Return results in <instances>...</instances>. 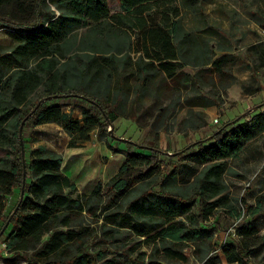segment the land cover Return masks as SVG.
Instances as JSON below:
<instances>
[{
    "label": "trees",
    "instance_id": "obj_1",
    "mask_svg": "<svg viewBox=\"0 0 264 264\" xmlns=\"http://www.w3.org/2000/svg\"><path fill=\"white\" fill-rule=\"evenodd\" d=\"M168 1L118 0L121 11L112 14L107 0H0V28L8 29L13 42L7 52L0 48V151L5 153L0 156V238L8 230L4 244L10 255L23 256L26 264H138L130 259L133 249L118 255L104 246L89 251L90 239L117 244L125 232L162 252L170 264L186 259L182 246L210 242L203 231L212 228L205 229L204 222L218 207H229L224 181L232 173L229 160L264 133V105L256 114L246 111L225 123L184 156L165 154L166 164L153 148L123 150L118 172L89 194L79 193L62 172L59 154L39 146L26 162L21 145L22 127L55 124L69 136L70 148L95 136L111 149L120 141L111 131L125 116L129 96H134L131 104L159 99L155 78L196 85L204 72L219 80L233 76L236 58L216 57L207 40L183 28ZM186 67L198 71L191 75ZM132 79L130 91L126 84ZM71 98L78 117L59 103ZM173 159L200 166L185 187L176 167L166 171ZM15 190L17 200L5 214L4 199ZM261 203L258 198V209ZM191 207L196 211L188 215ZM214 227L221 228L218 221ZM258 233L253 224L238 227V239L219 246L225 264H264V236ZM205 264L219 261L209 258Z\"/></svg>",
    "mask_w": 264,
    "mask_h": 264
},
{
    "label": "rangeland",
    "instance_id": "obj_2",
    "mask_svg": "<svg viewBox=\"0 0 264 264\" xmlns=\"http://www.w3.org/2000/svg\"><path fill=\"white\" fill-rule=\"evenodd\" d=\"M168 2L177 8L179 18L186 29L193 30L199 37L207 36L211 46L215 47L219 40L229 46L230 54L238 61L234 69L231 68L235 76H225L223 80H219L217 76H201L202 84L196 85L193 82V85H189L180 79L167 81L164 78H155L154 86H160L159 99L155 102L151 97L143 104H131L134 96H129L125 116L115 122L111 131L120 141L113 142L111 149L94 137L80 147L70 148L69 136L56 125L24 126L21 131V145L26 162L30 161L29 155L33 149L39 146L47 147L62 157V172L71 177L78 192L89 194L98 184L104 187L118 172L125 160L123 150L127 148L131 152H142L137 150L136 146L159 150L163 153L160 159L166 164L170 157L168 155L180 152L184 156L186 150L193 148L198 142L208 140L212 133L244 112L247 111L248 115L257 113L264 105V97L244 99L243 93L244 85L260 87L259 79L264 82V69L257 68L259 62L257 58H253V52L250 51L256 46L264 49V43H260L259 37V32L264 28V0ZM107 6L112 14L121 11L118 0H107ZM255 22L260 27H257ZM214 33L216 36H211ZM12 46L8 29L1 28L0 48L7 52ZM248 58L255 60L253 64L246 65ZM135 83L134 79L128 80L126 89L128 87L131 91ZM223 86H226L227 90H224ZM205 101L213 105L208 108L188 107L191 103L201 105ZM59 103L63 105L62 109L73 117L80 115V109L74 99H63ZM108 130H111V127ZM4 154L0 151V156ZM172 161L175 163L167 166L166 171L169 173L173 166L176 167L179 172L178 183L184 187L200 169L197 163L188 159ZM229 167L232 173L224 177L228 187L226 204L229 207H218L204 222L205 229L212 228L210 232L203 231L210 242L202 246H182V254L186 259L175 260L170 264H205L209 258L218 259L219 264H225L219 246L238 239L235 230L242 225H256L259 236H264V134L250 142L237 157L229 160ZM17 193L18 190H15L12 196L4 199L5 214L14 206ZM258 198L262 200L259 209ZM195 211L196 208L191 207L187 214L192 215ZM215 221H218L221 227L217 231L214 227ZM186 226L193 227L188 221ZM6 234L8 230H5L4 236L0 238V264H26L23 256H12L5 250ZM119 238L117 244H103L97 238L90 239L89 251L104 246L109 254L118 255L126 249H133L130 259L136 260L138 264H169L163 261L162 252L154 253L153 246L142 244V238L125 232Z\"/></svg>",
    "mask_w": 264,
    "mask_h": 264
},
{
    "label": "crops",
    "instance_id": "obj_3",
    "mask_svg": "<svg viewBox=\"0 0 264 264\" xmlns=\"http://www.w3.org/2000/svg\"><path fill=\"white\" fill-rule=\"evenodd\" d=\"M256 23V22H255ZM256 26L257 27H260L259 25H258V23H256ZM183 28L186 30V31H190V32H192V33H194V34H196V35H198L196 32H194L193 30H189V29H186L184 26H183ZM264 31V28H262V30L259 32V37H260V43L262 42V43H264V40H263V36H262V32ZM211 36H216V33H214V34H211ZM201 37H203L205 40H207V38L204 36V35H201ZM209 39V38H208ZM207 42H208V40H207ZM209 43V45H210V47H211V49H213V50H215V53H216V57H220V56H222V55H225V54H230L231 52H230V48H229V46L228 45H225V44H223L222 42H220V40H219V42H216V46L214 47L213 45L211 46V43L210 42H208ZM224 48L225 49V51H219V49H221V48ZM250 51H251V53L253 54V58L254 59H256L257 58V60H258V62H259V65L257 66V68L259 67V68H261L260 70H262V69H264V49H260L259 48V46H256V47H254V48H251L250 49ZM246 53V52H245ZM248 53H250V52H248ZM232 55V54H231ZM255 55H257V56H255ZM255 61V60H254ZM254 61H251V58H248V61L246 62V65H251V64H253V62ZM236 62H238V61H236ZM236 62H235V65H236ZM234 65V66H235ZM234 66L232 67V70L234 69ZM209 67V66H208ZM184 71L186 72V73H189V74H191V75H193V74H195L197 71H198V69H194V68H191V67H186V68H184ZM231 74H232V71H231ZM233 76H235V74L233 73L232 74ZM203 76H214V74H211V73H208V72H204L203 73ZM264 76V75H263ZM245 79V78H244ZM247 79V78H246ZM263 79H264V77H263ZM259 84H260V87L259 86H255V87H253L252 85L251 86H249V85H244L245 86V90H244V99H249V98H251V99H253V97H264V82L262 81V79H259V82H258ZM224 87V86H223ZM223 90V89H222ZM225 90H227V87L225 86ZM224 91V90H223ZM148 99H150V97H148L147 99H145L144 101H146V100H148ZM188 107H190V108H192V107H202L200 104H194V103H191L190 104V106H188ZM208 108V107H207ZM47 125H50V124H47ZM52 125H55V124H52ZM57 126V125H56ZM57 127H59V126H57ZM60 128V127H59ZM61 129V128H60ZM264 133H262L261 135H263ZM260 135V136H261ZM260 136H258V137H260ZM95 139H96V137L95 136H93ZM257 137V138H258ZM257 138H255V139H257ZM93 138H91V140H92ZM254 139V140H255ZM70 140V139H69ZM90 140V141H91ZM97 140V139H96ZM254 140H252V141H254ZM252 141H250V142H252ZM249 142V143H250ZM248 143V144H249ZM247 144V145H248ZM246 145V146H247ZM246 146H245V148H246ZM244 148V149H245ZM243 149V150H244ZM242 150V151H243ZM63 165V164H62ZM65 175H67V174H65ZM70 179H71V177L69 176V175H67ZM72 180V179H71ZM73 181V180H72ZM74 182V181H73ZM94 188V187H93ZM93 188H92V190H93ZM91 190V191H92ZM90 191V192H91ZM79 193H82V192H79ZM86 194V193H85Z\"/></svg>",
    "mask_w": 264,
    "mask_h": 264
},
{
    "label": "water",
    "instance_id": "obj_4",
    "mask_svg": "<svg viewBox=\"0 0 264 264\" xmlns=\"http://www.w3.org/2000/svg\"><path fill=\"white\" fill-rule=\"evenodd\" d=\"M44 101V100H43ZM42 101V102H43ZM41 102V103H42ZM23 164H24V161H23ZM24 183H25V173L23 174V182H22V184L24 185ZM21 197H22V195H21ZM16 210H14V212H15ZM6 227H7V224L3 227V230L1 231V234L4 232V230L6 229Z\"/></svg>",
    "mask_w": 264,
    "mask_h": 264
},
{
    "label": "built area",
    "instance_id": "obj_5",
    "mask_svg": "<svg viewBox=\"0 0 264 264\" xmlns=\"http://www.w3.org/2000/svg\"><path fill=\"white\" fill-rule=\"evenodd\" d=\"M0 31H1V28H0ZM262 36H263V40H264V31L262 32ZM215 122H218L217 119H214Z\"/></svg>",
    "mask_w": 264,
    "mask_h": 264
}]
</instances>
